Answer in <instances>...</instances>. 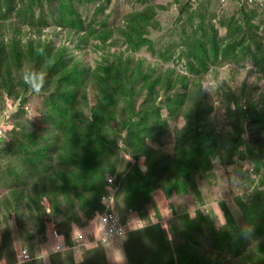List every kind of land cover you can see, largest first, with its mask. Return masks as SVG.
Instances as JSON below:
<instances>
[{"label":"trees","instance_id":"1","mask_svg":"<svg viewBox=\"0 0 264 264\" xmlns=\"http://www.w3.org/2000/svg\"><path fill=\"white\" fill-rule=\"evenodd\" d=\"M99 11L101 7L97 9ZM241 12L246 24L250 25L249 14L244 9ZM12 17L15 20H11ZM153 21L154 8L145 7L127 14L117 29L101 24L100 31H96L98 27L94 25L84 26L85 20L75 0H0L1 95L22 102L21 98L30 94L28 91L33 81L29 80L42 73L44 78L38 93H47L45 102L51 112L50 116L42 115L52 119L60 131L58 140L50 141L44 136L41 142L38 140L41 136L34 130L24 132L21 129L17 135H12L17 131H10L13 143L0 149L5 155L18 153L20 157L19 161L5 165L7 191L0 199V208H4L3 214L14 215L17 228L23 232L32 231L29 230L33 225L28 222V216L38 221L41 238L51 229L49 236L56 237L62 246L57 253L68 247L71 249L75 241L65 243L64 238L69 236L73 226L78 227L81 219H85L80 230L94 229L98 217L106 210L101 202L109 186L106 175H113L118 170L119 143L125 132L134 162L122 174V198L120 194L114 197L112 211L121 216L129 209L136 213L144 227L130 231L127 236L132 242V238L141 232L142 238L149 237L154 246L153 250L136 257L131 253L128 264H264V208L260 213L262 223L257 227L254 226L259 219L254 222L250 213L245 211L243 214L253 225V231L257 230L256 236L253 231L249 235L243 226L237 224L223 203L220 204L226 221L224 226L214 225L209 215L194 205L200 204L203 197L201 180L214 181L216 160L226 168L234 158H245L247 149L248 154L255 156L245 140L247 132L262 135L257 138V150L264 156V110L259 109L264 101L257 103L245 87L239 91L228 88L225 91L228 96L225 119L229 121L230 129H218L213 124V104L207 102L208 93L203 84L213 59L230 57L235 45L241 43L234 34L243 32L242 24L230 22L228 34L231 40L223 45L214 31L188 36L183 41L188 70L177 75L172 68L159 73L152 68L144 70L141 62L131 64L128 57L112 54L107 49L106 42L114 32L132 52L143 47L152 49L147 35ZM54 22L76 28L80 40L93 39V46L101 56L90 74L86 75L87 71H82L85 69L75 65L65 67L66 50L53 51L49 41L40 37L43 29ZM7 25L10 29L5 31ZM25 28L30 29L24 31ZM250 33L254 32L250 30ZM252 38L253 49L250 45L246 48L258 70L263 71L264 44L257 37ZM79 76L85 80L78 81L76 91L71 79ZM84 81L94 83L100 95L87 116L74 107L79 85ZM139 85L144 91L142 100L136 96ZM120 102L126 104L123 111L127 116L119 123L120 128H116L113 123L117 122V111L111 108H116ZM162 110L167 118L180 114L184 117L183 125L177 129L172 152L149 143V140L160 141L168 127ZM109 130L116 131L118 136H113ZM142 159L143 165L139 164ZM256 163L253 171H244L245 177L243 168L239 172L245 179L251 177L252 183L263 190L260 199L264 202V170L260 157ZM117 181L115 187L119 186ZM160 190L167 201L176 196L183 198L184 204H190L188 211L178 218L182 228L181 240L173 246L165 238L160 225L151 224L154 218L170 216L158 199ZM119 199L125 207L119 206ZM27 224L30 227H24ZM0 228L6 238L8 222L4 224L0 219ZM175 230L171 229L173 235ZM250 236L256 240L250 241ZM203 237L208 238L209 246L202 245ZM126 254L130 256L128 252ZM86 263L84 260L80 264ZM88 264L100 262L90 261Z\"/></svg>","mask_w":264,"mask_h":264},{"label":"rangeland","instance_id":"2","mask_svg":"<svg viewBox=\"0 0 264 264\" xmlns=\"http://www.w3.org/2000/svg\"><path fill=\"white\" fill-rule=\"evenodd\" d=\"M75 5L85 20L84 26L88 28V25H94L98 27L95 29L96 31H100L101 24H104L108 28L117 29L123 24L127 14L145 7H153L154 21L151 23V27L148 28L147 35L148 40L151 41L152 49L143 47L136 52H132L126 47L117 32H114L112 37L107 40L106 47L112 54L117 53L128 57L131 64L141 62L144 70L146 68H152L157 73L163 72L168 68H172L176 75L187 72V57L184 55L185 46L183 41L187 40L188 36L194 34L201 35L205 31V33L214 31L223 45L225 42L231 40L228 34L230 22L236 21L241 23L244 29L243 32L234 34L235 37L238 36L237 39H240L241 43L235 45V51L230 53V57L223 58L219 56L217 59H213L203 81L204 88L208 93L207 102L210 101L213 104V124L218 129L220 127L226 130L230 129L229 121L225 119L226 104L228 101V96L225 95V91L228 88L239 91L242 87H245L246 89H244L250 93V96L257 103L261 100L264 101V70H258L246 48L247 45H250L253 49L254 43L252 40L254 38L252 37H257L264 44V0H238L236 2H230L229 0H94V2L75 0ZM99 7H101V11L97 12ZM243 9L249 14V18L251 19L250 25H247L246 19L243 18L241 12ZM56 18H58V15H56L55 20ZM11 20H15V17H12ZM4 29L6 31L10 28L7 25ZM29 29L25 28L24 31H29ZM250 30L254 33H250ZM39 35L42 39L45 38V40L49 41L50 48L53 51L59 49L66 50L65 67L75 65L77 68L85 69L82 71H87L86 75H88L99 64L98 62H100L101 52L93 46V39L80 40L79 34L74 27L59 26L54 22L46 26ZM242 36H249V38L247 39L245 37L243 39ZM109 59L111 60V58ZM42 78H44V75L40 73V75L35 74L29 80V82L33 81L30 85L31 89L28 91L30 94L22 97V102L12 101L11 98L6 97L7 95L3 97L0 92V147L7 143L10 144V142L13 143L11 136L17 135L21 129L24 132L34 130L37 135L41 136L38 139L39 142H41L44 136H48L50 141L58 140L60 131L55 127L54 121L48 116L45 117L42 115V113L49 116L51 114L45 102L47 93H38L41 88L40 82ZM79 80L83 81L85 79L80 76L77 79H71L72 87L76 91H78L77 84ZM180 89L181 87L179 86L178 90ZM136 96L140 100L143 99L144 91L141 85L138 86V94ZM98 98H100V95L94 83L84 81L83 84L79 85V96L75 99L74 107L87 116ZM125 106V103L120 102L116 108H111V110L117 111V122L113 123L116 128H120L119 123L123 121L125 115L127 116V113L123 111ZM259 109L264 110V102L260 103ZM162 114L167 119L168 127L163 132L160 141L149 140V143L153 147L172 152L176 141L177 129L183 125L184 117L180 114L179 117L167 118L165 110H162ZM12 129L17 132L10 136ZM109 131L114 134L113 136H118L116 131ZM123 137L124 139L119 143L120 151L118 156L120 157V162L118 170L113 175L110 173L106 175V179L112 177L116 181L118 180L117 184L119 186H116L114 189L115 198L117 194H120V198H122L121 191L123 183L121 177L124 171L134 162L132 148L126 142L125 132H123ZM244 137L255 156L248 154L247 149L245 158H234L233 163L226 168L216 160L213 170L215 174L214 181L208 182V180H201L200 187L203 197L200 199V204L195 203L194 205L196 208L205 212V214L207 213L206 215H209L208 217L211 218L214 225L224 226L226 221L222 211V204H220L223 203L235 218L236 223L243 226L244 230L246 229L250 235L251 231H253V225L251 226L249 224L243 214L245 211L250 213L254 222H257L259 219L254 227L262 223L261 219L263 218H261L260 213L263 212L264 202L263 199H260V196L263 190H259L252 183L251 177L246 176L247 179H245L244 173L247 170H253L257 166L256 160L258 157L261 158V166L264 170V156H261L257 150L259 143L257 138L262 137V135L259 134L258 136L257 134L247 132ZM119 139L122 138L120 137ZM18 157H20L18 153H15V155H5L0 149V199H2L1 197L7 191L5 165L7 162L15 163L19 161ZM143 161L142 159L139 164L143 165ZM241 168H243L244 177L239 172ZM254 177L255 175L253 174L252 178ZM108 191L105 195L108 194ZM157 194L164 210L170 216H165L164 218L159 217L161 220L154 218L157 221L151 220V224H159L165 238L173 246L181 240L179 234L182 228L178 218L186 212V208L190 204L185 203L183 205V198L176 196H173L171 200L167 201L161 190ZM120 205L121 207H125L121 199H119ZM149 208L152 209L151 206ZM3 211L4 208H0V219H2V223L4 224L8 222L9 232L5 236L6 238H4L3 230L0 228L2 234L0 240L3 243L0 248V264H4L5 262L9 263L12 260L14 241L19 243L22 241V243H30L32 245L39 244L38 252L33 251L29 247L32 253L26 249V246L24 256L22 257L24 262L19 264H80L84 260L87 261L86 264L90 261L100 262V264H128L131 261V253L132 256L136 257L138 254L146 253L154 249L150 238H142L143 233L139 232L132 238V242L130 236L125 235L123 238L113 239H119L115 243L108 242L105 246L101 245V247L96 248L98 250H84L81 255L79 252L74 254L73 250L69 249V247L65 251L57 253L62 249V246L57 247V250L53 248L56 246L54 244L57 240H55L56 237L53 236L50 238L46 235L42 237L45 239L39 243V239L42 238L40 233H38V221H34V219L28 216L30 218L28 222H32L31 225H33L29 230L32 229V231L23 232L22 229L17 228L14 215L8 214L7 212L3 214ZM84 222L85 219H81L78 227L73 226L74 228L69 236L64 238L65 243H69L77 237ZM24 227L30 226L27 224ZM129 227L130 231L139 229L136 221ZM172 228L176 229L174 235L171 232ZM50 230H47L46 234L48 233L50 235ZM254 231L253 233L256 235L257 230L254 229ZM249 239L250 241H255L256 237L250 236ZM201 242L204 247L209 246L208 238H201ZM108 246H111L112 253L105 255ZM43 250H46L48 254L45 257L43 256ZM127 252L130 256H127ZM118 253L122 257L120 260L114 258ZM9 264L16 263L10 262ZM224 264L230 263L225 262Z\"/></svg>","mask_w":264,"mask_h":264},{"label":"built area","instance_id":"3","mask_svg":"<svg viewBox=\"0 0 264 264\" xmlns=\"http://www.w3.org/2000/svg\"><path fill=\"white\" fill-rule=\"evenodd\" d=\"M115 180L116 179H113L112 177L107 178L109 191L108 194L104 195L101 200L106 210L98 217L97 227L94 229L91 227V229L85 233L80 231L74 239L75 244L72 247H80L84 249L101 247V245H106V243L110 242L112 239L125 237V235L130 232L129 226L134 221L138 224V228L144 225L140 217L131 209L127 210L123 216H121L118 212L112 211L115 194L114 189L116 188L114 185ZM186 211H188L187 208ZM153 215L154 213H151V217H153ZM153 220L155 219H152V221Z\"/></svg>","mask_w":264,"mask_h":264},{"label":"crops","instance_id":"4","mask_svg":"<svg viewBox=\"0 0 264 264\" xmlns=\"http://www.w3.org/2000/svg\"><path fill=\"white\" fill-rule=\"evenodd\" d=\"M230 2H236V1H238V0H229ZM263 1V0H262ZM81 230H79V232H80ZM85 233V232H84ZM46 235H48L49 236V234L47 233ZM1 237H2V234H1V230H0V239H1ZM50 237V236H49ZM51 238V237H50ZM49 238V239H50ZM120 239V238H119ZM119 239H116V240H113L112 239V241H110V242H113V243H115V242H117ZM55 240H56V238H55ZM59 241L58 240H56V243H54V244H56V246L55 247H53V248H55V250H57V247H59V244L60 243H58ZM40 243V242H39ZM2 241L0 240V248L2 247ZM117 244V243H116ZM53 245V244H52ZM27 246V247H26ZM38 246H39V244L38 245H32V244H30V243H22V241L19 243V242H17V241H14V243H13V258H12V260L10 261V262H14V263H16V264H19V263H23L24 262V260H22V257L24 256V250H25V247H26V249L29 251V252H31L32 253V251H31V249L30 248H32V250L33 251H36V252H38L39 251V248H38ZM105 246V245H104ZM30 247V248H29ZM50 249H51V247H50ZM71 249L73 250V253L75 254L76 252H79V254L81 255V253H82V251H84V250H87V249H84V248H78V247H71ZM92 249H95V248H92ZM90 250V249H89ZM2 251V250H1ZM51 251V250H50ZM43 252V256L45 257V256H47L48 254H47V252H46V250H43L42 251ZM112 252H111V246H108V250H107V252H106V254L105 255H110ZM26 255H28V254H26ZM29 256V255H28ZM9 262V263H10ZM8 262H5L4 264H9Z\"/></svg>","mask_w":264,"mask_h":264},{"label":"clouds","instance_id":"5","mask_svg":"<svg viewBox=\"0 0 264 264\" xmlns=\"http://www.w3.org/2000/svg\"><path fill=\"white\" fill-rule=\"evenodd\" d=\"M254 170V169H253ZM221 223H223V221H221ZM116 260H120L122 257L121 255L118 253V255H115L114 257Z\"/></svg>","mask_w":264,"mask_h":264}]
</instances>
